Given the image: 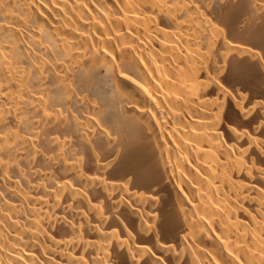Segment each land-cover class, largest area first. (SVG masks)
Instances as JSON below:
<instances>
[{
	"label": "bare ground",
	"instance_id": "6f19581e",
	"mask_svg": "<svg viewBox=\"0 0 264 264\" xmlns=\"http://www.w3.org/2000/svg\"><path fill=\"white\" fill-rule=\"evenodd\" d=\"M0 264H264V0H0Z\"/></svg>",
	"mask_w": 264,
	"mask_h": 264
},
{
	"label": "snow or ice",
	"instance_id": "6c2138e0",
	"mask_svg": "<svg viewBox=\"0 0 264 264\" xmlns=\"http://www.w3.org/2000/svg\"><path fill=\"white\" fill-rule=\"evenodd\" d=\"M229 71L235 76H242L248 71L242 64H237L229 69Z\"/></svg>",
	"mask_w": 264,
	"mask_h": 264
}]
</instances>
